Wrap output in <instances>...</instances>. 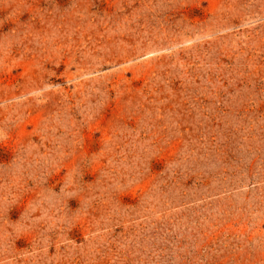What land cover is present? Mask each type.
<instances>
[{
  "label": "rangeland",
  "instance_id": "374dc122",
  "mask_svg": "<svg viewBox=\"0 0 264 264\" xmlns=\"http://www.w3.org/2000/svg\"><path fill=\"white\" fill-rule=\"evenodd\" d=\"M0 264H264V0H0Z\"/></svg>",
  "mask_w": 264,
  "mask_h": 264
}]
</instances>
